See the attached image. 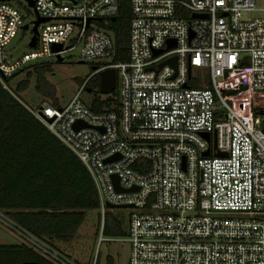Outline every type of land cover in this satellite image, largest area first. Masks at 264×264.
<instances>
[{"label":"built area","instance_id":"obj_1","mask_svg":"<svg viewBox=\"0 0 264 264\" xmlns=\"http://www.w3.org/2000/svg\"><path fill=\"white\" fill-rule=\"evenodd\" d=\"M32 1L0 0L5 88L18 70L75 48L97 67L83 88L116 70V88L100 92L115 98L113 109L94 112L80 91L65 106L26 104L89 170L103 222L107 203L131 209L127 235L101 230L99 242H128L129 264H264V107L255 100L264 91V16L243 17L257 0H130L128 60L116 59L108 29L120 0ZM38 17L49 20L36 45L18 54L13 40ZM0 221L55 264H80L3 209Z\"/></svg>","mask_w":264,"mask_h":264},{"label":"trees","instance_id":"obj_2","mask_svg":"<svg viewBox=\"0 0 264 264\" xmlns=\"http://www.w3.org/2000/svg\"><path fill=\"white\" fill-rule=\"evenodd\" d=\"M131 16L130 0H120L119 13L108 26L117 47L116 59H129ZM31 66L35 68L33 72L28 70L26 77L14 87L10 84V90L0 82V209L22 228L70 256L58 246V242L69 243L75 239L87 212L99 209V194L89 170L78 155L53 134L17 95V91L29 87L34 75L38 79L37 89L41 90L39 83L44 72L50 70L49 62L27 65L8 78L9 83ZM99 86L100 76L97 74L85 84V88L93 92L88 106L94 112L113 109L115 98L101 95ZM236 92L226 90L228 95ZM52 104L59 105V102L54 99ZM101 218L99 214L100 223ZM100 225L104 236L127 235V226L111 211L105 214ZM30 260L55 264L25 242L0 243V264H22ZM107 263L114 264L113 258L109 256Z\"/></svg>","mask_w":264,"mask_h":264},{"label":"rangeland","instance_id":"obj_3","mask_svg":"<svg viewBox=\"0 0 264 264\" xmlns=\"http://www.w3.org/2000/svg\"><path fill=\"white\" fill-rule=\"evenodd\" d=\"M21 1L25 3V0ZM262 7H264V0H257L256 9L244 11L243 17L264 16V11L261 10ZM31 30L32 27L21 30L13 40V45L17 47L18 54L30 49ZM79 51V48H75L66 52L63 55V61L48 59L50 70L44 72L43 80L39 83L41 90L37 89L38 79L34 75L27 89L17 91L18 97L32 108L41 106L44 101L52 103L54 99H57L60 106H65L80 91L82 100L89 105L93 92L88 88H83V83L94 71V62L89 60L81 62ZM34 69V66H31L26 71L18 74L11 80V86L14 87L18 81L24 79L28 70L33 72ZM255 100L259 101L264 107L263 90L256 92ZM130 210V208H108V211L123 220L124 226H127V215ZM99 214H101L99 209L89 210L86 220L78 230L75 239L69 243L58 242V246L69 253L73 260L83 264H92L95 258L98 259L99 264H108L107 259L109 256L113 258L114 264H129L130 244L128 242L119 240L99 242L100 224L103 222V218H101L100 223ZM109 237L116 238L119 236L109 235ZM19 242H24L23 237L13 228L0 221V243L15 244Z\"/></svg>","mask_w":264,"mask_h":264},{"label":"water","instance_id":"obj_4","mask_svg":"<svg viewBox=\"0 0 264 264\" xmlns=\"http://www.w3.org/2000/svg\"><path fill=\"white\" fill-rule=\"evenodd\" d=\"M28 3L30 6L34 4V2L32 0H28ZM48 20H49V18H46V17H38L37 20L34 22L35 24L32 28L33 35H32L31 41L29 42L30 47H33L36 45V41H37V37H38V26H39V24L41 22L48 21ZM112 20H115V17H113ZM28 28H29V24H25L23 26V29H28ZM168 42H169L168 48L173 47L175 45V41H173V40H169ZM61 48H62V45H60V44H54L53 45L54 50H60ZM159 52H161V51H159ZM58 61H63V58L59 57ZM81 62H84V60H81ZM167 62L171 63L174 66L176 65L175 58L170 59ZM164 63L165 62H163L161 64V66H163ZM96 68H97L96 65H94L93 69H96ZM116 82H117V75H116V70L114 68H108V69L101 71V73H100V92L103 94H108V93L112 92L116 88ZM52 120H53L52 118L48 119V121H52ZM80 125H81L80 122H77L75 124V127L77 128ZM206 135L208 136V134H206ZM205 154L208 155L209 151H206ZM113 180L116 184L117 190H119V191L126 190L120 185L119 177L117 175H113ZM107 206L109 208L115 207V205H113L111 203H107ZM123 207H126V205H124ZM22 264H41V263L39 261H36V260H30V261H24Z\"/></svg>","mask_w":264,"mask_h":264}]
</instances>
